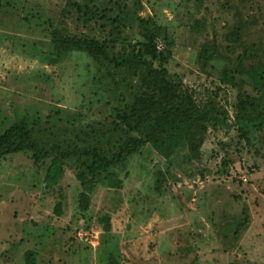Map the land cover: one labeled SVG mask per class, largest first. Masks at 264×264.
Wrapping results in <instances>:
<instances>
[{"label": "rangeland", "instance_id": "rangeland-1", "mask_svg": "<svg viewBox=\"0 0 264 264\" xmlns=\"http://www.w3.org/2000/svg\"><path fill=\"white\" fill-rule=\"evenodd\" d=\"M141 1L144 9L140 15L168 29L174 52L169 71L200 95L220 86L219 100L227 101L232 110L237 92L221 86L218 75L202 71L197 54L203 45L215 42L221 57L230 63L243 52L245 44L264 46V0ZM66 2L13 0V6L3 10L0 134L17 114L34 109L41 113L38 130L49 131L47 120L54 108L65 113L82 112L86 124L96 119L103 121L108 115L109 108L93 104L97 99L79 79L82 59L49 65L39 59L33 46L42 43L38 50H46L50 39L49 29L44 33L37 18L62 24L72 34L107 38L110 27L104 32L95 25L85 28L76 15L64 13ZM196 21L207 23L206 28L193 31L191 26ZM240 22L245 24L242 42L232 52L229 46L235 45L227 39L228 34ZM136 32L129 27L125 34L136 40ZM225 67L223 63L220 70ZM59 127L53 130L59 132ZM237 142L235 129L211 133L204 146L205 159L183 168L174 167L162 195L154 191V172L158 166H165L164 159L155 152H145L131 162L130 177L122 190L105 197V189H98L92 195V218L88 222L78 214L81 189L72 170L67 169L60 185L50 191L43 182L44 168L36 167L29 155L0 159V264H22L24 253L36 243L31 233H41L40 228H33L34 224L51 226L57 235L66 232V239L75 234L78 238L79 251L75 255L64 253V243L60 246L58 242H48L46 252L40 256L42 262L105 264L107 236L97 220L106 212L112 216V233L108 237L122 254L123 264H264V132L255 134L250 146L243 141L236 147ZM230 143L231 147L221 146ZM227 152L234 160L235 172L230 177L218 173ZM59 202L61 216L55 213ZM245 206L250 226L237 241L225 239L226 224L242 215Z\"/></svg>", "mask_w": 264, "mask_h": 264}, {"label": "trees", "instance_id": "trees-1", "mask_svg": "<svg viewBox=\"0 0 264 264\" xmlns=\"http://www.w3.org/2000/svg\"><path fill=\"white\" fill-rule=\"evenodd\" d=\"M66 3L64 13L76 15L85 28L95 25L104 32L110 27L107 38L72 34L62 24L37 18L44 33L49 29L50 39L46 50H38L42 43L33 46L39 59L49 65L82 59L79 79L97 99L93 104L109 108L108 115L103 121L96 119L86 124L84 113H65L54 108L47 120L49 131L37 128L40 111L17 114L0 134V159L29 155L36 167L44 168L43 182L50 191L60 185L67 169L72 170L81 189L78 214L84 221L92 218V195L98 189H105V197L122 190L130 177L131 162L142 158L145 152H155L164 159L165 166H158L154 172V191L162 195L164 184L173 177L174 167L183 168L205 159L204 146L211 133L235 129L236 147H239L243 141L250 146L254 135L264 132L263 44H245L243 52L230 63L221 57L215 42L203 45L197 54V65L202 71L218 75L221 86L237 92L230 110L227 101L219 100L220 86L216 91L207 90L205 95H200L169 71L174 52L168 29L140 15L144 9L141 0H67ZM10 6L13 0L5 3L0 0V17ZM206 25L196 21L191 27L197 32ZM244 25L240 22L228 34L227 39L235 45L229 46L232 52L242 42ZM129 27L137 31L136 40L126 36ZM247 62H250L248 66ZM223 63L227 67L221 71ZM63 122L65 125H60ZM54 126H60L59 132L53 130ZM221 146L231 147L232 143ZM233 166L234 160L227 152L218 173L230 177L235 172ZM55 213L62 215L61 202ZM101 215L97 221L107 236L105 264H123L122 254L108 237L112 233V216L107 212ZM228 222L224 238L237 241L250 226L249 209L245 206L242 215ZM33 228H40L41 233H31L36 243L24 253L22 264H52L40 260L50 241L60 246L64 243V253L75 255L79 251L76 234L66 239V232L57 235L51 226L34 224Z\"/></svg>", "mask_w": 264, "mask_h": 264}, {"label": "built area", "instance_id": "built-area-1", "mask_svg": "<svg viewBox=\"0 0 264 264\" xmlns=\"http://www.w3.org/2000/svg\"><path fill=\"white\" fill-rule=\"evenodd\" d=\"M159 48H160V49L162 48V44L159 45Z\"/></svg>", "mask_w": 264, "mask_h": 264}]
</instances>
